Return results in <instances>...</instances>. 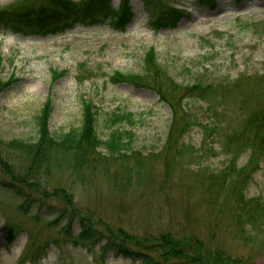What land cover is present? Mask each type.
I'll use <instances>...</instances> for the list:
<instances>
[{
    "label": "rangeland",
    "instance_id": "obj_1",
    "mask_svg": "<svg viewBox=\"0 0 264 264\" xmlns=\"http://www.w3.org/2000/svg\"><path fill=\"white\" fill-rule=\"evenodd\" d=\"M48 1L0 0V11H17L25 18L29 9L41 10ZM127 1L134 18L122 28L109 20L45 36L0 28L1 78L16 80L0 93L1 159L19 160L1 145L33 140L36 116L48 100L49 129L55 136L79 128L84 105L90 103L103 140L115 128L132 131L131 150L147 156L140 172L130 162L134 168H127L128 180L112 166L116 184L92 174L86 184L74 185L62 176L73 197L72 208L53 196L25 215L17 210L21 200L0 187V264H97L100 258L103 264H141L114 250L102 253L105 240L90 247L62 241L52 226L63 208L89 215L103 231L121 229L130 235L123 236L124 242L133 246L138 242L142 254L150 252L153 262L163 264L169 249L163 247L161 237L169 234L182 250L181 259L168 257L169 262L264 264L263 215L261 226L251 224L225 195L205 189L210 176L230 165L231 156L222 149L224 136L240 129L253 109L264 107V80H254L264 75V0H217L211 8L199 0ZM121 2L114 0V7ZM164 7L187 14L175 28H155L153 22ZM151 49L177 84H220L231 93L225 103L223 91L212 88V97H184V109L179 111L184 114L178 120L179 126L186 121L189 127L183 135L177 132L174 144L167 143L171 106L162 101L153 83L135 77L145 74L144 58ZM56 73L59 76L53 80ZM243 76L253 78L238 82ZM160 85L157 81L154 87ZM115 113H131L132 123L125 119L113 127ZM249 157L250 151L241 154L236 166H247ZM254 168L242 195L259 199L264 207V162ZM34 213L42 220L32 221ZM7 225L12 226V234ZM78 230L75 222L73 231ZM152 245H158V251Z\"/></svg>",
    "mask_w": 264,
    "mask_h": 264
},
{
    "label": "trees",
    "instance_id": "obj_2",
    "mask_svg": "<svg viewBox=\"0 0 264 264\" xmlns=\"http://www.w3.org/2000/svg\"><path fill=\"white\" fill-rule=\"evenodd\" d=\"M217 0H199V3L206 7H214ZM241 1V0H236ZM114 0H82L75 2L73 0H49L46 6H42L41 10L33 8L29 9L25 18H21L17 11H0V28H6L16 34L24 36L56 34L65 29H72L76 25H93L109 20L115 27H125L130 21H133L134 14L129 11L128 1L122 0L121 6L114 7ZM21 14V13H20ZM187 14L183 10L174 8H162L158 17L154 20L155 28H175L183 15ZM1 59H0V93L4 91L11 83L13 78L4 82L1 78ZM143 76H136L138 79L147 80L155 86L157 81L161 82L158 89L152 86L162 98L167 102L173 112L172 124L170 128L167 143L174 144V137L178 131L183 135L189 127V123L183 122L179 126L178 116L181 108L184 109L182 100L188 95L202 97L204 95L212 97V88L215 91L222 90L220 95L223 97L224 103L227 98L231 97V93H225L224 85L215 84L212 87H204L197 83L191 86H182L177 84L167 72L158 63L155 51L151 49L144 59ZM59 76L54 75L53 80ZM256 77V76H255ZM253 77H240L237 81L243 79L251 80ZM258 82L264 80V75H259L256 79ZM216 110L215 107L211 108ZM52 112L51 101L48 100L36 116V136L33 140H12L1 146L11 150L15 154L18 161H5L0 154V187L5 191L21 200L17 210L27 215L33 206L39 203L44 204L49 197H55L66 208H72L73 197L66 188L62 176L67 177V182L74 185H84L88 176L97 174L104 176L111 183H118L115 177L110 173L112 166H116L118 174H122V179L128 180L127 168L130 162L140 172L143 170L147 156L140 151L131 150L133 132H122L114 129L110 133L107 140H103L96 130V111L90 103H85L82 124L79 128H73L65 133L54 135L49 129V118ZM215 114L217 112L215 111ZM131 113L113 114L111 119L112 126L120 124L127 119L131 122ZM223 153L231 156V162L227 170L222 173L210 176L206 181L207 192H213L214 195L223 194L228 201L232 202V206H236L240 210V215L251 224L261 226L260 215L264 217V207L261 206L259 199H245L242 195L245 183L251 178L252 172L256 169L254 166L264 162V107L253 109L250 116L246 119V123L238 130H233L230 134L224 136ZM168 146V145H167ZM104 149L105 151H103ZM172 148L167 147V150ZM250 151L248 165L241 168L237 167L238 157ZM16 158V159H17ZM113 160V162H110ZM238 170H237V169ZM57 174V175H55ZM58 176L54 182V177ZM225 181H230L227 183ZM122 184V183H121ZM123 185V184H122ZM53 191L52 195L49 190ZM30 219L42 220L39 214H31ZM63 220L62 227L58 222ZM52 226L55 231L63 236L62 241H72L74 244L93 246L97 242L106 241L101 246V252L114 250L120 255L130 257L132 261L140 260L141 264H162L153 262L152 255L148 253L142 254L140 244L136 242L135 246L124 242L123 236L130 235L121 229L115 233L113 230L107 229L103 231L98 228V224L92 221V218L80 213L79 210L62 209L60 214L55 218ZM75 222L78 223L79 230L77 233L73 231ZM7 230L12 234V226H6ZM135 237V236H132ZM163 247L168 248L169 252L162 258L163 264H177V262H169L168 257L182 258L181 247L177 245L176 240L172 239L169 234L161 237ZM60 244V239L55 241ZM33 245V242H32ZM192 245V244H191ZM158 251V245L150 246ZM40 249V247H39ZM142 254V258L140 257ZM23 259V258H22ZM97 264H103L102 259L97 260ZM210 262V261H209ZM186 264H202L195 261H186ZM207 264V263H206Z\"/></svg>",
    "mask_w": 264,
    "mask_h": 264
}]
</instances>
